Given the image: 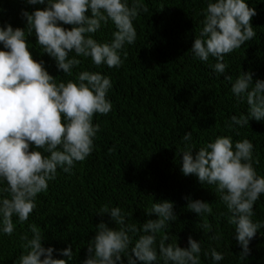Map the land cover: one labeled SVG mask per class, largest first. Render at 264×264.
I'll return each instance as SVG.
<instances>
[{"label":"clouds","instance_id":"9594fccd","mask_svg":"<svg viewBox=\"0 0 264 264\" xmlns=\"http://www.w3.org/2000/svg\"><path fill=\"white\" fill-rule=\"evenodd\" d=\"M28 5H45L29 13L21 9L24 28L0 25V235L11 236L17 223L27 222L36 208L37 195L45 192L55 180L57 170L71 173L77 162L84 161L94 150V139L100 131L93 124L96 114L107 115L113 87L111 79L99 72L81 71L73 79L57 80L46 70L44 61L34 60L28 38L34 36L42 53L55 61L58 71L73 77L81 59L95 67L119 68L126 45L136 42L134 21L147 8L140 0H25ZM203 19L190 48L192 58L223 76L231 87L237 104L246 112L232 115L225 122L228 130L249 125L250 120L264 121V80L253 83L251 72H239L233 80L225 75L226 55L239 49L255 36L250 20L257 13L246 0H204ZM111 23L108 42H98L95 34ZM70 25V30L63 27ZM178 149L182 155L180 172L195 176L201 185H209L232 226V237L241 251L236 255L243 264L250 255L249 244L264 229V220L254 221V205L264 195V176L254 168V146L248 139L233 141L231 136H217L198 149L191 132H185ZM195 154L193 155V150ZM212 191V190H211ZM187 200L186 210L203 219L212 214L211 204ZM170 201L153 202L144 210L149 219L142 225L129 222L131 213L121 207L102 205L96 215L109 217L95 225V235L87 242L82 264H202L201 256L211 264H221L225 255L217 251L222 234L212 233L210 223H201L200 231L212 233L209 239L216 247L202 248L201 241L187 238L181 248L169 235L170 222L177 219ZM31 235L21 239V255L14 264H66L54 259L53 252L73 259L71 245L62 250L43 247L44 233L32 226ZM159 234V235H158ZM172 240V242H169Z\"/></svg>","mask_w":264,"mask_h":264},{"label":"trees","instance_id":"16d2710c","mask_svg":"<svg viewBox=\"0 0 264 264\" xmlns=\"http://www.w3.org/2000/svg\"><path fill=\"white\" fill-rule=\"evenodd\" d=\"M147 8L134 21L136 42L123 49L119 68L95 67L81 59L73 69V77L58 71L55 61L42 53L35 37L28 38L34 60H43L46 70L57 80L73 79L81 71L99 72L111 79L113 87L107 98L112 109L107 115L96 114L93 124L100 131L94 139L93 152L77 162L71 173L57 170L55 180L48 182L45 192L37 195L36 208L27 222L17 223L11 236L0 235V264H14L21 255L23 235H31V227L44 233L42 246L62 250L71 245L73 259L53 252L54 259L66 264H82L87 242L95 235V225L109 222L107 214L96 215L102 205L119 206L131 213L129 222L142 225L155 215L144 210L153 202L170 201L177 219L170 222L169 235L181 248L187 238L201 241L202 248L216 247L209 237L219 232L225 259L221 264H238L241 251L231 236L233 228L221 214L226 210L219 194L209 185H201L195 176L180 172L182 155L177 150L185 132H191L198 149L217 136H231L233 141L252 142L254 168L264 176V121L250 120L249 125L235 131L226 129L232 115L246 112L247 106L237 104L230 92V83L217 76L209 67L192 58L190 48L197 36L204 0H140ZM132 0H129L131 6ZM256 11L251 18L256 36L224 58L228 65L225 75L233 80L239 72H251L253 83L264 80V0H246ZM45 5H28L25 0H0V25L24 28L21 9L33 12ZM70 30V25H63ZM111 23L95 34L98 42H108L113 31ZM193 150V155L195 154ZM212 190V191H211ZM201 200L212 207V214L203 219L186 210L187 200ZM254 221L264 220V195L254 205ZM201 223H210L212 233L200 231ZM159 235V234H158ZM169 242H172L170 240ZM250 255L243 264H264V229L249 244ZM125 264L127 261L124 257ZM202 264H211L201 256Z\"/></svg>","mask_w":264,"mask_h":264}]
</instances>
